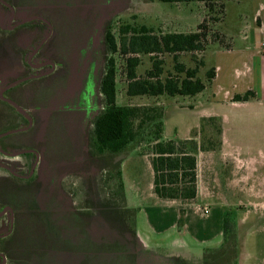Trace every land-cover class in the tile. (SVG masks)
<instances>
[{"label": "rangeland", "instance_id": "rangeland-1", "mask_svg": "<svg viewBox=\"0 0 264 264\" xmlns=\"http://www.w3.org/2000/svg\"><path fill=\"white\" fill-rule=\"evenodd\" d=\"M67 2H70L71 6L64 9V12L70 13L72 10L84 16L92 22L95 35L99 34L94 47L88 50V54L89 59L95 60L102 70L106 58L110 57L103 42V34L108 27L111 28L116 41L119 28L126 24L135 28L140 26L149 28L152 30V35L157 37L168 33L199 32L202 34L201 48L195 51L177 54L161 52L152 55L123 56L119 53L111 55L116 68V104L161 108L163 111L162 139L194 138L202 154L199 156L198 171L200 196L192 204L193 207L190 206L191 209L183 208L179 204L165 205L153 195L151 191L153 174L149 157L144 154L149 147L145 142L138 147L128 149L126 154L117 156L95 154L81 156L80 163L70 168L76 172L79 170V173H73L65 182L61 180V189L62 192L70 195L72 208L80 207V214L93 216L92 225L96 226L95 233L100 240V243L96 242L99 245L94 249L97 252L106 249L103 247L113 249L109 250L102 260H121L122 256L119 253L122 252L121 246L133 253L138 248L137 243L130 233L123 231L125 229L108 227L110 220H116L122 214L108 212L105 209L100 210L102 208L99 203L100 198L92 203L85 200L79 201V198L86 192H89L92 197L95 195L96 198L101 196V193H115L116 184L109 174L112 175L117 161L124 157L120 172H122L128 195L132 198L131 203L138 208L134 217L129 216L128 220L131 225L134 219L135 223L132 225L135 237L139 235L142 238L140 239L153 261L158 260V264H202L203 252L218 248L222 242V222L225 217L231 224L230 229L235 236L236 264H264V195L260 194L261 191L264 193V180H260L259 177L264 170L258 169L259 155L255 147L258 137L254 132L243 137H239L238 133L231 134L233 145L247 146L246 150L240 154L241 167L244 169L237 167L235 169L232 165V170L227 169L221 177V180L223 178L228 180L223 182L219 193L211 197L206 196L207 167L212 162V157L206 151L219 145L218 136L223 128L219 117L227 111L224 107L227 94L242 93L247 85V82L240 83L243 76L242 63L226 51L239 47L238 37L256 31V26L259 24L257 18L259 2L264 0H205L186 3H163L157 0H67ZM18 3L24 4L23 0H18ZM57 3L59 4L56 5H60L64 2ZM32 25H21L12 30L7 27L2 29L0 26V41L3 46L0 48V76L2 75L0 78H5L9 82L18 78V75L11 71L20 63L22 44L19 42L28 37L26 27H32ZM135 56L138 58V66L135 70L138 79L146 77V73L152 68V62H158L162 72L161 79L177 75L175 72L177 64L188 69L197 68L196 77L203 82L206 81L205 72L210 68H214L216 77L214 76L213 82H206L205 89L195 96L128 97L125 60ZM48 82L52 83V77L44 82L29 79L16 83L2 95L5 102L0 100V113L3 114L0 131L8 132L24 127L26 117L18 114L25 113L26 110L31 114H43L47 120L50 112L38 108L45 107L48 100L37 91ZM2 91L3 87L1 88L0 84V93ZM94 96L92 100L94 107L91 111L97 112L100 110V96L97 93ZM210 117L214 119L211 120ZM27 121L29 123L31 119ZM49 129L44 127L40 130L42 137L49 134ZM33 133L10 137V147H21L28 139L29 144L26 146L37 151L41 143L35 141V144H31L34 138ZM247 159H250L248 164L245 163ZM231 162L229 161V164ZM1 198L3 199V196ZM86 202L93 207L91 213L86 210L88 208ZM117 203L120 204V201ZM42 204L45 203L38 202V205ZM181 209L184 211L183 214L180 213ZM27 211L26 216L33 214L31 208H27ZM139 211L142 215L137 218L136 214ZM144 221H147L148 225L144 226L142 224ZM22 227L23 225L19 227L17 223H14L10 241H13L15 246L26 245L27 248H31L36 241V239L29 240L33 230H25ZM62 256L58 254V257ZM18 260L19 264L31 263V260L27 258Z\"/></svg>", "mask_w": 264, "mask_h": 264}, {"label": "flooded vegetation", "instance_id": "flooded-vegetation-1", "mask_svg": "<svg viewBox=\"0 0 264 264\" xmlns=\"http://www.w3.org/2000/svg\"><path fill=\"white\" fill-rule=\"evenodd\" d=\"M58 1L64 3L56 5ZM23 2L22 5L18 0H0L2 29L33 24L26 27L28 37L19 42L22 44L20 63L11 71L18 78L10 82L0 78L3 87L0 100L5 102L2 95L16 83L29 79L44 82L52 77V83H45L37 91L48 100L45 107L38 109H46L50 114L46 120L43 114L20 112L19 116L26 117L24 127L0 131V264H19V258L30 259V264H68L70 256L87 259L90 264H136V249L133 254L121 246L122 257L118 261L102 260L113 250L109 247L102 246L106 249L100 252L92 250L100 243L92 225L93 216L80 214V207L72 208L70 195L62 192L60 183L79 173L70 168L80 163L81 156H90L89 133L98 113L91 111L92 100L95 93L100 96L98 88L104 69L89 59L88 50L94 47L99 34L95 35L92 22L84 16L70 9H67L70 13L64 12L71 1ZM104 35L105 32L106 48ZM100 100L101 97V109ZM2 118L0 113V121ZM44 127L50 129L42 137L40 130ZM29 132H34L31 144L41 143L37 151L26 146L28 139L21 147H10V137ZM19 142L22 143L20 139ZM38 197L48 203V211L38 205ZM27 208L33 211L31 216H26ZM14 223L33 230L31 241L39 230L38 247L34 243L31 248L13 245L10 238ZM68 240L75 249H69Z\"/></svg>", "mask_w": 264, "mask_h": 264}, {"label": "trees", "instance_id": "trees-1", "mask_svg": "<svg viewBox=\"0 0 264 264\" xmlns=\"http://www.w3.org/2000/svg\"><path fill=\"white\" fill-rule=\"evenodd\" d=\"M163 3L194 2L205 0H157ZM130 34V36H128ZM202 34L168 33L162 36H153L152 30L144 26L139 28L129 25L121 26L118 30V42L111 28L105 30L104 41L106 58L103 74L99 83L101 109L92 120L89 133V149L93 156H117L128 149L138 147L144 142L147 148L146 156L152 170V192L166 201L190 202L195 199L197 192V160L199 146L194 138L183 140H163V111L159 107H131L116 104V68L115 53L126 56L152 55L161 52L181 53L195 51L201 48ZM158 62H152V68L146 77L138 79L136 67L138 58H126L125 78L127 80L126 95L135 96H195L203 91L206 82L214 78V68L205 72L206 81L196 77L197 68L188 69L177 64V75L160 78L161 68ZM202 65V64H201ZM153 79V80H152ZM255 98L252 91L236 94L231 101L243 103ZM213 120V118H210ZM125 156V155H124ZM124 158V157H123ZM122 158V159H123ZM117 161L109 177L115 181V194L124 203V192L121 184L120 164ZM134 217L135 209L129 210ZM183 210L180 213L183 214ZM132 218V217H131ZM134 220V219H133ZM181 218L179 219V223ZM134 224V223H133ZM227 218L222 222V242L216 249H207L203 252L202 264H236L237 246L235 236L230 229ZM131 234L135 237L134 229Z\"/></svg>", "mask_w": 264, "mask_h": 264}, {"label": "crops", "instance_id": "crops-1", "mask_svg": "<svg viewBox=\"0 0 264 264\" xmlns=\"http://www.w3.org/2000/svg\"><path fill=\"white\" fill-rule=\"evenodd\" d=\"M259 3L260 4L257 10V18L259 20V24L256 26V29H255L256 31L249 35L238 37L240 41L239 47L237 48L233 47V49L230 48L229 50L226 51V53H228L233 58H238L237 60H240V62L242 63V68H243L242 75L243 76L240 79V83L247 82L246 83L247 85L242 93L237 92L233 94L232 93L227 94V99H226V102L224 103V107L227 109V111L224 112V114L221 117H219L221 124L223 125V128H221V131L218 136L220 138L219 145L206 151L212 157V162L211 164H209V167H207L206 196L208 197H211L212 195L219 193L218 191L221 190L223 186V182L228 180V178L226 179L223 178L221 180V177L227 169L232 170L231 168L232 165L235 167V169L236 167L238 169L240 168L244 169L243 167H241L242 160L240 158V154L241 152L246 150L247 146L244 147V146L233 145L231 141L232 133H238L239 137L240 136L243 137V135H246L251 132L255 133V135L258 137V142H256L255 144V147L257 148L256 150L259 155L258 169L264 170V2H259ZM215 77H216V74H215ZM214 79H212V82L214 81ZM246 91L254 92L255 98L250 101L243 102V103H236V102L231 101L234 95L236 94L241 95ZM210 118H213V117H210ZM201 154L202 152L199 150L196 155L197 192H196L195 199L190 202L166 201V200H161L157 198L153 194L156 197V199H158V201L165 203V205L179 204L181 207L183 208L187 207L188 209L192 204H194V202L200 196L199 172L198 171H199V156ZM229 161L230 162L232 161V162L229 164ZM249 162H250V159H247L245 161L246 164H248ZM120 175L122 179L121 183H122V188L124 192V203L123 204L121 202L120 196L113 192H109L106 194L101 193V196H99L98 198H96L95 195H93L92 197L89 192H86L84 196L79 198V201L85 200V201L92 203L94 201H97L100 198L99 203H100V207H102L100 208V210L105 209L108 212L112 211L115 214L116 213L122 214L120 218L113 220V221L110 220L111 223H108V227L114 226L115 228H118V230L125 229L123 231H127L128 233H130V235H132L130 231H131V228L133 227L132 224L135 222L134 220H132V223L130 225L128 218L129 216L132 217V213L129 210H132V209L138 210V208L136 205H133V203H131L132 198L129 197L127 189L125 188L123 177H122V172H120ZM259 177H260V180H264L263 171H261V173L259 174ZM151 191H152V186H151ZM260 194L264 195L263 191H261ZM37 199H38V202H44V198L42 197H38ZM74 200L76 201V199ZM119 201H120V204L117 203ZM47 204L48 203L41 205V209L43 211H48ZM87 207L88 208L86 210L91 213V211L93 210L92 205H89L87 203ZM191 207H193V205ZM126 214L127 216H125ZM141 215L142 213L141 211H139L137 212L136 217L138 218ZM142 224L145 226V225H148V222L144 221L142 222ZM38 231L39 230L35 231L34 233V241L36 239L34 243L35 248L38 247V243H39L37 239ZM110 233L113 234V232H110ZM133 238L135 239L134 241H136L137 247H138L135 250V253L137 255L136 264H145V263L146 264H158L159 262L158 260L157 261L152 260L150 253H148V250L146 249L144 243H142L141 241L142 238L139 235ZM70 242L71 241L68 240L69 249H75L74 244H71ZM95 247L96 246L94 245L92 250ZM53 248H57V247L53 246ZM59 248L63 249V246H59ZM68 259H69L68 264H90L87 261V259L83 261V259L78 256H75L72 258L70 256V258Z\"/></svg>", "mask_w": 264, "mask_h": 264}]
</instances>
